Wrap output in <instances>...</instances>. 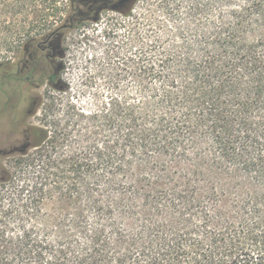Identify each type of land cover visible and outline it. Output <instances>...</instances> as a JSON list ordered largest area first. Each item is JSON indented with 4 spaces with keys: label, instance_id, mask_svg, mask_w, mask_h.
I'll list each match as a JSON object with an SVG mask.
<instances>
[{
    "label": "trees",
    "instance_id": "trees-1",
    "mask_svg": "<svg viewBox=\"0 0 264 264\" xmlns=\"http://www.w3.org/2000/svg\"><path fill=\"white\" fill-rule=\"evenodd\" d=\"M192 13L137 26L99 60L88 109L53 105L27 128L21 207L53 202L56 223L13 234L0 264H264V0Z\"/></svg>",
    "mask_w": 264,
    "mask_h": 264
},
{
    "label": "rangeland",
    "instance_id": "rangeland-1",
    "mask_svg": "<svg viewBox=\"0 0 264 264\" xmlns=\"http://www.w3.org/2000/svg\"><path fill=\"white\" fill-rule=\"evenodd\" d=\"M16 1L0 0V180L6 179L0 182V260L5 240L24 226L41 228L56 223L53 202L41 213L30 215L21 207L27 192L17 190L15 182L24 181L21 173L25 168L19 166V152H11L22 148L27 128L44 125L45 110L53 105L65 107L70 101L88 109L93 93L106 90V72L99 60L109 46L114 45V55L122 57L126 54L124 44L134 40L137 26H186V21L195 26L197 15H190L196 3L202 2L133 0L122 11L106 9L83 26H68L59 33L57 57H53L54 49H47L46 39L67 24L70 0H18V9L4 7ZM79 8L85 11V7ZM51 76L55 78L51 80ZM54 116L51 114L48 122H53ZM8 173L15 177L11 182Z\"/></svg>",
    "mask_w": 264,
    "mask_h": 264
},
{
    "label": "flooded vegetation",
    "instance_id": "flooded-vegetation-1",
    "mask_svg": "<svg viewBox=\"0 0 264 264\" xmlns=\"http://www.w3.org/2000/svg\"><path fill=\"white\" fill-rule=\"evenodd\" d=\"M91 1L94 2L95 4H99V7H97L96 9L91 7V4L88 3ZM132 1L133 0H84V1L83 0H76L75 1V7H74L76 17L73 20H70L64 26H83L85 23H87L88 21H90L92 19L93 15L95 17H98L101 14V12H103L104 10L109 9V8H111L112 10H116V11H122L128 5H130V3ZM81 6L85 7V11H83L79 8ZM94 19H96V18H94ZM49 40L46 42H49ZM55 43L56 42H54V41L51 42V45L53 46V49H54L53 57H57L58 47ZM60 69H61V65L59 66L57 72ZM22 149H24L23 146H22Z\"/></svg>",
    "mask_w": 264,
    "mask_h": 264
},
{
    "label": "water",
    "instance_id": "water-1",
    "mask_svg": "<svg viewBox=\"0 0 264 264\" xmlns=\"http://www.w3.org/2000/svg\"><path fill=\"white\" fill-rule=\"evenodd\" d=\"M23 150L24 149H22V148L21 149H15L11 153L13 154V153H17V152H24Z\"/></svg>",
    "mask_w": 264,
    "mask_h": 264
}]
</instances>
